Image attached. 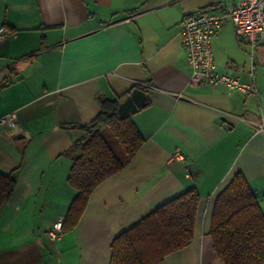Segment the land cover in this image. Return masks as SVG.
<instances>
[{
    "label": "crops",
    "instance_id": "obj_1",
    "mask_svg": "<svg viewBox=\"0 0 264 264\" xmlns=\"http://www.w3.org/2000/svg\"><path fill=\"white\" fill-rule=\"evenodd\" d=\"M235 2L0 0V27L15 33L0 43V117L13 113L20 127H0V174L16 181L0 209V264H109L116 236L190 189L199 196L192 241L162 264H223L209 232L236 173L264 214V44L251 64L229 21L212 39L217 70L253 81L256 97L190 85L180 32L195 12ZM132 88L146 96L130 114L142 146L51 241L47 231L75 196L65 153L81 136L76 127L100 113V100L121 102Z\"/></svg>",
    "mask_w": 264,
    "mask_h": 264
},
{
    "label": "trees",
    "instance_id": "obj_2",
    "mask_svg": "<svg viewBox=\"0 0 264 264\" xmlns=\"http://www.w3.org/2000/svg\"><path fill=\"white\" fill-rule=\"evenodd\" d=\"M119 103L100 100V113L76 127L81 136L65 153L71 161L67 183L75 196L63 233L76 225L93 190L119 173L144 142L130 115L119 116ZM15 187L12 175L0 174V209ZM198 204L197 192L190 189L153 210L112 240L109 264H162L165 256L191 243ZM209 235L223 264H264V214L239 172L215 200Z\"/></svg>",
    "mask_w": 264,
    "mask_h": 264
},
{
    "label": "built area",
    "instance_id": "obj_3",
    "mask_svg": "<svg viewBox=\"0 0 264 264\" xmlns=\"http://www.w3.org/2000/svg\"><path fill=\"white\" fill-rule=\"evenodd\" d=\"M226 21L232 24L238 40L247 44L248 56L253 64L257 48L264 44V0H236L232 6L221 4L220 11L199 10L183 20L180 32L185 61L192 69L189 84L222 85L229 91L257 97L258 90L253 81L245 84L237 77L217 70L212 52V39ZM14 35L15 33L7 27H0V43ZM251 77L253 80V75ZM0 127L9 133H14L20 128L13 113L0 117ZM259 130H264V127H259ZM173 157L180 158L181 155L176 152ZM62 227L63 219H57L47 231V237L51 241L60 239L63 235Z\"/></svg>",
    "mask_w": 264,
    "mask_h": 264
},
{
    "label": "water",
    "instance_id": "obj_4",
    "mask_svg": "<svg viewBox=\"0 0 264 264\" xmlns=\"http://www.w3.org/2000/svg\"><path fill=\"white\" fill-rule=\"evenodd\" d=\"M146 100L145 92L141 89H133L123 101L118 104V114L122 118L130 115L141 108Z\"/></svg>",
    "mask_w": 264,
    "mask_h": 264
}]
</instances>
